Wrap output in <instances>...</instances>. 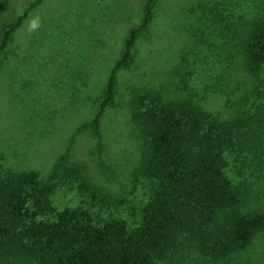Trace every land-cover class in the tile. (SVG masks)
Returning a JSON list of instances; mask_svg holds the SVG:
<instances>
[{"label":"rangeland","instance_id":"obj_1","mask_svg":"<svg viewBox=\"0 0 264 264\" xmlns=\"http://www.w3.org/2000/svg\"><path fill=\"white\" fill-rule=\"evenodd\" d=\"M35 1L0 0V36ZM146 3L41 0L32 6L0 54V171H36L53 185L55 209L88 203L99 219L113 212L134 224L153 181L138 172L142 136L131 111L139 89L150 90L200 105L228 125L232 146L224 151V171L244 193L243 212H264V65L256 74L236 44L264 15V0H154L131 64L117 73L114 102L101 122L102 150L92 129L81 128L98 111ZM63 154L120 202L101 209L75 180L59 182L55 166ZM160 264H264V229L228 257L185 247Z\"/></svg>","mask_w":264,"mask_h":264},{"label":"trees","instance_id":"obj_2","mask_svg":"<svg viewBox=\"0 0 264 264\" xmlns=\"http://www.w3.org/2000/svg\"><path fill=\"white\" fill-rule=\"evenodd\" d=\"M40 1L4 24L0 54ZM153 2L147 0L142 23L126 37L98 111L81 127L92 129L100 150L101 122L114 102L117 73L131 64L138 38L152 19ZM253 25L236 44L257 74L264 65V15ZM156 93L139 89L131 111L142 136L138 172L153 181L139 220L131 225L113 212L99 219L88 203L55 209L50 200L53 185L36 171H0V264H160L185 247L224 258L245 248L264 229V212H243L244 193L224 171V151L232 146L228 125L200 105ZM55 169L59 182L75 180L101 209L120 202L92 183L66 154Z\"/></svg>","mask_w":264,"mask_h":264}]
</instances>
